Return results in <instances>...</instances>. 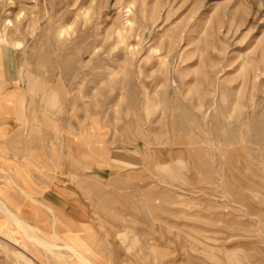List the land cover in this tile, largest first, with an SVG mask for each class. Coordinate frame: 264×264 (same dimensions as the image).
I'll return each mask as SVG.
<instances>
[{
	"label": "rangeland",
	"instance_id": "obj_1",
	"mask_svg": "<svg viewBox=\"0 0 264 264\" xmlns=\"http://www.w3.org/2000/svg\"><path fill=\"white\" fill-rule=\"evenodd\" d=\"M4 94L0 200L41 236L264 264V0H0ZM33 245L0 210V264H55Z\"/></svg>",
	"mask_w": 264,
	"mask_h": 264
},
{
	"label": "bare ground",
	"instance_id": "obj_2",
	"mask_svg": "<svg viewBox=\"0 0 264 264\" xmlns=\"http://www.w3.org/2000/svg\"><path fill=\"white\" fill-rule=\"evenodd\" d=\"M133 25V24H132ZM24 193V191H22ZM39 202V201H38ZM0 210L10 219L21 231L22 235L25 238L27 244H34L35 246H40L44 248L49 254V259L55 264H72L71 259L67 255H72L78 262L82 264H94L89 258L83 253V249L78 245H74L71 242L61 238L59 234L54 229L52 237H43L38 232L39 229L36 226L30 225L26 220L12 212L9 207L0 200ZM52 211V209H51ZM56 219L53 222L55 226ZM56 228V227H55ZM43 234V233H41ZM50 236V235H48ZM57 241L62 242L58 244ZM33 245V246H34ZM30 246V245H29ZM67 251V253L65 252ZM17 257L19 255L17 254Z\"/></svg>",
	"mask_w": 264,
	"mask_h": 264
},
{
	"label": "crops",
	"instance_id": "obj_3",
	"mask_svg": "<svg viewBox=\"0 0 264 264\" xmlns=\"http://www.w3.org/2000/svg\"><path fill=\"white\" fill-rule=\"evenodd\" d=\"M12 97L8 98V94H4V95L0 96V106L1 105H4V109H6L5 111H0V119H3L2 118V116H3L6 119V122L8 124V126H7V124H0V135L2 137H5L8 134L9 130H11L12 124H14L16 122V117L12 113L13 112V110H12V107H13ZM8 103H12V104H8ZM8 109H9V112H8ZM5 116L7 118H8V116H10L11 118L7 119ZM6 168H8V167H6ZM24 194H26L25 191H24ZM60 202H64V201H60ZM67 202H73V201H67ZM74 210L75 209H73L72 211H70L71 216L73 217V218H71V220L72 221H74V220L75 221H79V220L83 221L84 220V217H85V214H83V213H81V214L74 213L73 212ZM79 242H80V240H79ZM83 244H84L83 242H80V245L79 246L83 249L84 252L83 251L82 252L85 253V254H87L88 251L86 249L85 244L84 245Z\"/></svg>",
	"mask_w": 264,
	"mask_h": 264
}]
</instances>
